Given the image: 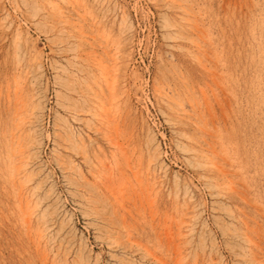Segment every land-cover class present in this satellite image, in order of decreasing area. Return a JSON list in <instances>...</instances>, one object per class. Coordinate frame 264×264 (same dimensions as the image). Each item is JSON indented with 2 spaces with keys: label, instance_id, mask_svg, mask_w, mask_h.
Returning <instances> with one entry per match:
<instances>
[{
  "label": "rangeland",
  "instance_id": "obj_1",
  "mask_svg": "<svg viewBox=\"0 0 264 264\" xmlns=\"http://www.w3.org/2000/svg\"><path fill=\"white\" fill-rule=\"evenodd\" d=\"M262 262L264 0H0V264Z\"/></svg>",
  "mask_w": 264,
  "mask_h": 264
},
{
  "label": "bare ground",
  "instance_id": "obj_2",
  "mask_svg": "<svg viewBox=\"0 0 264 264\" xmlns=\"http://www.w3.org/2000/svg\"><path fill=\"white\" fill-rule=\"evenodd\" d=\"M49 1H50V0H49ZM70 1H71V0H70ZM74 1H76V0H74ZM78 1H79V0H78ZM44 3H45V2H44ZM176 3H177V2H176ZM59 4H60V3H59ZM83 4H84V3H83ZM57 5H58V3H57ZM178 6H181V5H178ZM169 7H170V6H169ZM182 7L184 8V6H182ZM57 8H60V7H57ZM66 8H67V7H66ZM69 8H70V7H69ZM76 8H77V7H76ZM85 9H86V8H85ZM181 9H182V8H181ZM63 10H64V9H63ZM57 11H59V10H57ZM55 14H56V13H55ZM61 15H62V14H61ZM66 15H68V14L66 13ZM84 16H85V14H84ZM84 16H83V17H84ZM90 16H91V15H90ZM57 17H58V15H57ZM53 19H56V18H53ZM69 19H70V18H69ZM74 19H75V18H74ZM64 20H65V19H64ZM86 20H87V19H86ZM190 20H191V19H190ZM73 21H74V20H73ZM196 21H197V20H196ZM57 22H58V21H57ZM61 23H62V21H61ZM63 23H64V22H63ZM65 23H66V21H65ZM168 23H169V22H168ZM66 24H67V23H66ZM90 26H91V25H90ZM172 26H173V25H172ZM174 26H176V25H174ZM189 27H190V26H189ZM95 31H96V29H95ZM87 32H88V31H87ZM106 32H107V31H106ZM250 32H251V31H250ZM98 34H99V33H98ZM110 36H111V35H110ZM104 37H105V36H104ZM186 37H187V36H186ZM103 39H104V38H103ZM105 39H106V38H105ZM107 39H108V38H107ZM199 39H200V38H199ZM192 40H193V39H192ZM98 43H99V42H98ZM195 43H196V41H195ZM105 44H106V43H105ZM99 45H100V44H99ZM101 45H102V44H101ZM102 46H103V45H102ZM110 46H111V45H110ZM114 47H115V46H114ZM110 48H112V47H110ZM115 48H116V47H115ZM115 48H114V49H115ZM105 51H106V50H105ZM262 51H263V50H262ZM92 52H93V51H92ZM116 52H118V51L116 50ZM214 53H215V52H214ZM116 55H117V54H116ZM196 55H197V54H196ZM196 55H195V56H196ZM103 56H104V55H103ZM197 56H198V55H197ZM214 56H215V55H214ZM199 57H200V56H199ZM218 57H219V56H218ZM115 58H116V57H115ZM108 59H109V58H108ZM200 59H201V58H200ZM114 61H115V60H114ZM96 62H97V61H96ZM101 63H102V62H101ZM116 63H117V62H116ZM201 64H202V63H201ZM96 65H97V64H96ZM99 67H100V66H99ZM218 68H219V67H218ZM109 69H110V68H109ZM111 69H114V68L112 67ZM114 71H115V70H114ZM103 75H104V74H103ZM211 75H212V74H211ZM213 75H214V74H213ZM101 77H102V76H101ZM105 77H106V76H105ZM104 79H105V78H104ZM108 79H109V78H108ZM111 82H112V81H111ZM215 82H216V80H215ZM111 84H112V86H114V85H113V82H112ZM111 84H110V85H111ZM114 84H115V83H114ZM108 85H109V84H108ZM112 86H111V87H112ZM108 87H110V86H108ZM111 87H110V88H111ZM100 88H101V87H100ZM190 88H191V87H190ZM113 89H115V88H113ZM113 89H112V90H113ZM93 91H94V90H93ZM113 91H114V90H113ZM113 91H110V92H113ZM103 92H104V91H103ZM95 93H96L97 96H98V93H97L96 91H95ZM95 93H94V94H95ZM104 93H105V92H104ZM107 93H108V92H107ZM174 93H175V92H174ZM203 93H204V92H203ZM102 94H103V93H102ZM109 94H110V93H109ZM205 94H206V93H205ZM99 95H100V93H99ZM105 95H107V94H105ZM112 95H113V94H112ZM214 95H215V94H214ZM101 96H102V95H101ZM107 96H108V95H107ZM115 96H116V95H115ZM182 96H183V95H182ZM185 96H187V95H185ZM205 98H207V97L205 96ZM23 99H24V98H23ZM111 99H112V97H111L109 100H111ZM8 100H9V99H8ZM106 100H107V99H106ZM99 101H100V100H99ZM101 101H102V100H101ZM113 101H114V100H113ZM21 102H22V101H21ZM10 103H11V102H10ZM106 103H108V102H106ZM110 103H111V102L109 101V105H110ZM112 103H113V102H112ZM179 103H180V102H179ZM199 103H201V102H199ZM22 104H23V103H22ZM26 104H27V103H26ZM111 105H112V104H111ZM198 105H199V104H198ZM222 105H223V104H222ZM172 106H173V105H172ZM105 107H106V104H105ZM198 108H199V107H198ZM208 108H209V107H208ZM28 109H29V108H28ZM107 109H108V107H107ZM196 109H197V108H196ZM221 109H222V108H221ZM184 110H185V109H184ZM16 111H17V110H16ZM22 112H23V111H22ZM180 112H181V111H180ZM27 113H28V112H27ZM187 113H188V112H187ZM13 115H14V114H13ZM181 116H182V115H181ZM103 118H104V117H103ZM11 120H12V119H11ZM26 123H27V122H26ZM194 123H195V122H194ZM114 124H115V123H114ZM118 124H119V123H118ZM116 126H117V123H116ZM116 126H115V129H116ZM109 128H110V127H109ZM117 128L119 129V126H118ZM113 129H114V127H113ZM10 131H11V130H10ZM11 132H12V131H11ZM109 133H110V132H109ZM211 133H212V132H211ZM116 135H117V134H116ZM5 136H6V135H5ZM7 137H8V136H7ZM189 137H190V136H189ZM203 139H204V137H203ZM19 140H20V139H19ZM26 140H27V139H26ZM113 140H114V139H113ZM192 140H193V139H192ZM16 142H17V141H16ZM117 142H118V141H117ZM19 143H20V142H19ZM119 143H120V142H119ZM192 143H193V142H192ZM21 144H22V143H21ZM122 144L124 145V143H122ZM197 144H198V142H197ZM210 144H211V143H210ZM27 145H28V144H27ZM200 145H201V144H200ZM15 146H16V145H15ZM17 146H18V145H17ZM118 146H119V145H118ZM185 146H186V145H185ZM202 146H203V145H202ZM31 147H32V146H31ZM119 147H120V146H119ZM155 147H156V146H155ZM19 148H20V147H19ZM17 149H18V148H17ZM132 149H133V148H132ZM158 149H159V148H158ZM201 149H202V147H201ZM204 150H205V149H204ZM222 150H223V149H222ZM155 151H157V150H155ZM196 151H197L198 153H200V155H201L202 158H203V157H204V158H208V155H207V153H206L205 151H202V150H196ZM21 152H23V151H21ZM21 152H20V154H22ZM25 153H27V152H25ZM13 154H14V153H13ZM217 154H218V153H217ZM23 155H24V154H23ZM23 155H22V157H23ZM30 155H31V154H30ZM30 155H29V156H30ZM153 155H154V154H153ZM219 155H220V154H219ZM16 156H17V154H16ZM157 156H158V155H157ZM223 156H224V155H223ZM3 157H4V156H3ZM126 157H127V156H126ZM12 158H13V157H12ZM129 158H130V157H129ZM157 158H158V157H157ZM223 158H224V157H223ZM15 159H17V158H15ZM26 159H27V158H26ZM127 159H128V158H127ZM130 159H131V158H130ZM194 159H195V158H194ZM208 159H210V158H208ZM17 160H18V159H17ZM17 160H16V161H17ZM28 160H29V159H28ZM155 160H156V159H152V161H155ZM157 160H158V159H157ZM157 160H156V161H157ZM211 160H213V159H210V161H211ZM223 160H224V159H223ZM16 161H15V162H16ZM19 161H20V162L22 161L21 158L19 159ZM30 161H31V160H30ZM201 161H202V160H201ZM205 161H207V160H205ZM205 161H204V162H205ZM210 161H209V162H210ZM128 162H129V161H128ZM136 162H137V161H136ZM225 162H226V161H225ZM23 163H24V162H23ZM133 163H134V162H133ZM198 163H199V162H198ZM211 163H212V162H211ZM211 163H210V164H211ZM214 163L216 164V162H214ZM13 164H14V163H13ZM13 164H12V165H13ZM21 164H22V163H21ZM26 164H27V163H26ZM200 164H201V163H200ZM215 164H214V165H215ZM5 165H6V164H5ZM24 165H25V164H22V165L19 164L20 167L23 166V168H22L23 170L25 169V168H24ZM30 165H31V164H29V166H30ZM126 165H127V164H126ZM128 165H129V164H128ZM160 165H161V164H160ZM204 165H205V164H204ZM13 166H14V165H13ZM16 166H18V165L16 164ZM25 166H26V165H25ZM111 166H112V165H111ZM117 166H118V165H117ZM217 166H218V165H217ZM233 166H234V165H233ZM10 167H11V166H10ZM14 167H15V166H14ZM26 167H27V166H26ZM127 167H128V166H127ZM215 167H216V166H215ZM244 167H245V166H244ZM31 168H33V167H31ZM203 168H204V167H203ZM18 169H19V168H18ZM18 169H16L17 172L19 171ZM110 169H111V168H110ZM130 169H131V168H130ZM20 170H21V168H20ZM23 170H22V171H23ZM108 170H109V169H108ZM222 170H223L222 168H219V170H218L219 173H220ZM13 171H14V170H13ZM27 171H28V170H27ZM27 171L25 170V171H23V172H27ZM119 171H120V170H119ZM146 171H147V170H146ZM153 171H154V170H153ZM224 171H225V170H224ZM235 171H237V170H235ZM123 172H124V171H123ZM150 172H151V171H150ZM225 172H226V171H225ZM239 172H240V171H239ZM20 173H21V172H20ZM28 173H29V172H28ZM243 173H244V172H243ZM246 173H247V172H246ZM22 174H24V173H22ZM22 174H21V175H22ZM25 174H26V173H25ZM33 174H34V173H33ZM101 174H102V173H101ZM104 174H105V173H104ZM129 174H130V173H129ZM138 174H139V172H138ZM221 174H224V172L222 171ZM19 175H20V174H19ZM26 175H27V174H26ZM115 175H116V174H115ZM122 175H123V174H122ZM125 175H126V174H125ZM225 175H226V173H225ZM22 176H23V175H22ZM22 176H20V177H22ZM32 176H33V175H32ZM100 176H101V175H100ZM138 176H139V175H138ZM219 176H220V175H219ZM124 177H125V176H124ZM126 177H127V176H126ZM136 177H137V175H136ZM140 177H141V176H140ZM14 178H15V175H14ZM16 178L20 179L19 177H16ZM16 178H15V179H16ZM24 178H25V177H24ZM15 179H14V180H15ZM26 179H28V178H26ZM139 179H140V178H139ZM235 179H236V178H235ZM29 180H31L30 177H29ZM155 180H156V179H155ZM17 181H18V180H17ZM139 181H140V180H139ZM139 181H137V182L140 183ZM141 181H142V180H141ZM15 182H16V181H15ZM19 182L21 183V184H19L20 186H21L23 183H24V186H25V183H26L25 180H24V182H23V180H22V182H21V179H20ZM30 182H31V181H30ZM32 182H33V181H32ZM110 183H111V182H110ZM131 184H132V183H131ZM140 184H141V183H140ZM141 185H142V184H141ZM148 185H149V184H148ZM233 185H234V184H233ZM27 186H28V185H27ZM36 186H37V185H36ZM135 186H136V185H135ZM142 186H143V185H142ZM213 186H214V185H213ZM227 186L229 187V186H231V185H227ZM15 187H17V186H15ZM139 187H140V186H139ZM222 187H223V186H222ZM123 188H124V187H123ZM225 188H226V187H225ZM231 188H232V187H231ZM20 189H21V188H19V190H20ZM26 189H27V188H26ZM36 189H37V188H36ZM110 189H111V188H110ZM120 189H121V188H120ZM148 189H149V188H148ZM247 189H248V188H247ZM22 190H23V188H22ZM22 190H21V191H22ZM29 190H30V189H29ZM100 190H101V189H100ZM222 190H223V189H222ZM236 190H237V189H236ZM238 190H239V189H238ZM17 191H18V190H17ZM24 191H25V189H24ZM132 191H133V190H132ZM147 191H148V190H147ZM149 191H150V189H149ZM228 191H229V190H228ZM19 192H20V191H19ZM150 192H151V191H150ZM150 192H149V194H150ZM23 193H24V192H23ZM23 193L21 194L22 196H24ZM30 193H31V192H30ZM112 193H113V192H112ZM19 194H20V193H19ZM19 194H18V195H19ZM27 194H28V193H27ZM220 194H221V193H220ZM30 195H31V194H30ZM32 195H33V194H32ZM19 196H20V195H19ZM19 196H18V197H19ZM27 196H28V195H27ZM25 197H26V194H25ZM22 198H23V197H22ZM30 198H32V196H30ZM30 198H28V200H30ZM188 198H189V197H188ZM188 198H187V199H188ZM244 198H245V197H244ZM244 198H243V199H244ZM17 199H18V198H17ZM19 199H21V198H19ZM26 199H27V198H26ZM116 199H117V198H116ZM150 199H151V198H150ZM21 200H22V201H20V202H23V199H21ZM28 200H26V203L28 202ZM31 200H32V199H31ZM31 200H30V201H31ZM37 201H38V200H37ZM34 202H35V201H34ZM178 202H179V201H178ZM147 203H148V201H147ZM256 203H257V202H256ZM18 204H19V203H18ZM20 204H21V205H20ZM20 204H19V205H20V207H21V206H22V203H20ZM38 204H40V203H38ZM154 204H155V203H154ZM188 204H189V203H188ZM27 205H29V204H27ZM36 205H37V204H33V207H31V208H34V206L36 207ZM151 205H152V204H151ZM192 205H193V203H192ZM252 205H253V204H252ZM40 206H41V205H40ZM18 207H19V206H18ZM26 207H27V206H26ZM182 207H183V206H182ZM186 207H187V206H186ZM194 208H195V207H194ZM28 209H29V208H28ZM35 209H36V208H35ZM187 209H188V208H187ZM182 210H183V209H182ZM41 211H42V210H41ZM127 211H128V210H127ZM175 211H176V210H175ZM30 212H31V211H30ZM32 212H33V211H32ZM32 212H31V213H32ZM28 213H29V211H28ZM34 213H35V212H34ZM180 213L182 214V212H180ZM164 214H165V213H164ZM184 214H185V212H184ZM30 215H31V214H30ZM33 215H34V214H33ZM155 215H156V214H155ZM185 215H186V214H185ZM25 216H26V215H25ZM28 216H29V215H28ZM41 216H42V215H41ZM187 216H188V215H187ZM31 217H32V216H31ZM156 217H157V216H156ZM24 218H25V220L28 219V217H24ZM26 218H27V219H26ZM37 218H38V217H37ZM179 218H180V217H179ZM20 219H21V218H20ZM29 219H30V218H29ZM31 219H32V218H31ZM33 219H34V218H33ZM180 219H181V218H180ZM40 220H41V218H40ZM162 220H163V219H162ZM187 220H188V219H187ZM23 221H24V220H23ZM178 221H179V220H178ZM185 221H186V220H185ZM175 222H177V221H175ZM179 222H180V221H179ZM182 222H184V220H181V222H180L181 224H184V223H182ZM186 222H187V221H186ZM30 223H31V222H30ZM30 223H29V224H30ZM180 223L178 224V226L180 225ZM29 224H27V225L29 226ZM45 224H46V223H45ZM176 224H177V223H176ZM191 224H192V223H191ZM25 225H26V224H25ZM28 226H27V227H28ZM42 226H43V225H42ZM42 226H39V232H38V233L40 234V237L43 239V237H44V233H43V232H44V231H43V228H41ZM181 226H182V225H181ZM242 226H243V225H242ZM125 227H126V226H125ZM125 227H124V228H125ZM176 227H177V226H176ZM23 229H24V228H23ZM44 229H45V228H44ZM46 229H47V228H46ZM169 229H170V231H167V232H172V228H169ZM242 229H243V228H242ZM28 230H29V228H28ZM123 230H124V229H123ZM165 230H166V229H165ZM165 230H164V231H165ZM178 230H180V229H178ZM253 230H254V229H253ZM47 232H48V231H47ZM48 233H49V232H48ZM175 233H176V232H175ZM183 233H184V232H182V235H181V236H184L185 233H184V234H183ZM26 234H27V233H26ZM169 234H170V233H169ZM186 234H187V233H186ZM165 235H166V234H165ZM170 235H171V234H170ZM173 235H174V234H173ZM173 235H172V236H173ZM179 235H180V234L178 233V237H180ZM189 235H190V234H189ZM38 236H39V235H38ZM176 236H177V235H176ZM173 237H174V236H173ZM35 238H36V237H35ZM172 239H173V241H174V238H172ZM172 239H171V240H172ZM185 239H186V238H185ZM244 239H245V238H244ZM40 240H41V239H40ZM168 240H170V238H169ZM180 240H181V239H180ZM245 240H246L248 243H252V240L250 239V237H246ZM38 241H39V240H38ZM174 242H175V241H174ZM253 242H254V241H253ZM46 243H47V242H46ZM46 243H45V244H46ZM181 244H182V243H181ZM256 244H257V243H256ZM42 245H43V244H42ZM182 245H183V244H182ZM39 246H40V244H39ZM170 246H171V245H170ZM176 246L178 247L177 249H179V246H178V245H176ZM174 247H175V246H174ZM175 249H176V248H174V250H175ZM251 249H252V248H251ZM250 251H253V253L255 254L254 250H250ZM168 252H170V251H168ZM175 252H176V251H175ZM202 253H203V252H202ZM256 253H257V252H256ZM248 254H249V253H248ZM248 254H247V255H248ZM257 254H258V253H257ZM257 254H255V255H257ZM259 254H260V253H259ZM250 255H251V254H250ZM260 255H261V254H260ZM151 256L155 257L154 254H152ZM179 256H180V255H179ZM181 256H182V254H181ZM181 256H180V257H181ZM183 256H184V255H183ZM47 257H48V256H47ZM202 257H203V256H202ZM253 257H254V259L256 258L254 255H253ZM172 258H173V257H172ZM178 258H179V257H177V259H178ZM261 258H262V257H261ZM155 259H157V258L155 257ZM181 259L183 260V258H181ZM257 259H260V258L258 257ZM257 259H255L256 262H257ZM159 260H161V258H160ZM179 260H180V258L178 259V261H179ZM260 260H261V259H260ZM164 261H165V260H162L161 262H164ZM178 261H177V262H178ZM183 261H184V260H183ZM262 261H263V260H262ZM161 262H160V263H161ZM177 262H176V263H177ZM180 263H181V262H180ZM180 263H178V264H180ZM164 264H168V263H164ZM174 264H175V263H174ZM195 264H197V263H195ZM261 264H263V262H262Z\"/></svg>",
  "mask_w": 264,
  "mask_h": 264
}]
</instances>
